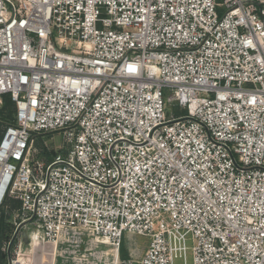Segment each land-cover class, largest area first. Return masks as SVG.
I'll use <instances>...</instances> for the list:
<instances>
[{
	"label": "built area",
	"instance_id": "obj_1",
	"mask_svg": "<svg viewBox=\"0 0 264 264\" xmlns=\"http://www.w3.org/2000/svg\"><path fill=\"white\" fill-rule=\"evenodd\" d=\"M5 95L0 208L30 235L88 232L114 264H264V0H0ZM128 236L148 246L122 260Z\"/></svg>",
	"mask_w": 264,
	"mask_h": 264
},
{
	"label": "rangeland",
	"instance_id": "obj_2",
	"mask_svg": "<svg viewBox=\"0 0 264 264\" xmlns=\"http://www.w3.org/2000/svg\"><path fill=\"white\" fill-rule=\"evenodd\" d=\"M170 110L175 116L182 114L177 108ZM6 113L7 111L0 116V132L8 123ZM60 143L61 136L57 134L37 138L34 141L36 150L34 159L41 162L49 160V152L52 148L57 149ZM19 209V203L12 200L7 202L5 208H0V264H7L8 253L14 254L18 249H22L21 252L24 254L22 259L26 261V264H107L111 260V263L116 260L113 255H103V252L114 251V248L98 243L91 234L84 231L67 233V239L60 242L56 238L51 242L32 247L29 240L31 231L27 230V224H21ZM123 242L124 255L133 258L142 256L148 246V240L138 236H128ZM56 247L59 252L55 251ZM176 264L181 263L176 262Z\"/></svg>",
	"mask_w": 264,
	"mask_h": 264
},
{
	"label": "trees",
	"instance_id": "obj_3",
	"mask_svg": "<svg viewBox=\"0 0 264 264\" xmlns=\"http://www.w3.org/2000/svg\"><path fill=\"white\" fill-rule=\"evenodd\" d=\"M1 105L2 106L0 107V116L4 115V112L7 111V113H6V121L8 122L7 125H9L13 121V113H14V107H13L12 102L10 101L9 96L5 95V96L2 97V104ZM4 129L0 132V138L2 136V133H3ZM122 249H123V244L120 247L119 256H120V259L124 260V259H126L128 257L124 255Z\"/></svg>",
	"mask_w": 264,
	"mask_h": 264
},
{
	"label": "bare ground",
	"instance_id": "obj_4",
	"mask_svg": "<svg viewBox=\"0 0 264 264\" xmlns=\"http://www.w3.org/2000/svg\"><path fill=\"white\" fill-rule=\"evenodd\" d=\"M67 232H65V231H63V232H60L59 233V235H58V242H60V241H63V240H65V239H67ZM89 236V235H88ZM29 240L31 241L30 242V245L32 246V247H36V246H39V245H42V242H44V240H42V239H40L39 237H36L35 236V232H33V233H31V235H30V238H29ZM96 242V241H95ZM94 242V243H95ZM98 242V241H97ZM99 243V242H98ZM101 244H106V245H109L107 242H100ZM21 246H22V244H21ZM56 246V245H55ZM110 246V245H109ZM22 250V249H21ZM58 251V248L56 247V249H55V251ZM59 252V251H58ZM57 254V253H56ZM103 255L104 256H107V255H113L114 256V259H116L117 260V252H116V249H114V251H111V250H108V251H105V252H103ZM87 256V255H86ZM116 260L113 262V263H111V264H114L115 262H116ZM108 264V263H107Z\"/></svg>",
	"mask_w": 264,
	"mask_h": 264
}]
</instances>
